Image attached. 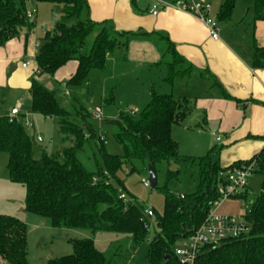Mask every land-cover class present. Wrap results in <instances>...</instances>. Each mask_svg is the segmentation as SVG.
<instances>
[{"label": "trees", "instance_id": "obj_1", "mask_svg": "<svg viewBox=\"0 0 264 264\" xmlns=\"http://www.w3.org/2000/svg\"><path fill=\"white\" fill-rule=\"evenodd\" d=\"M237 1H223L218 22L232 16ZM43 2L58 6L61 17L39 41L29 88L30 104L34 113L56 118L62 142L70 144L63 147L61 154L43 152L36 157L23 122L25 116L21 112L15 117L1 111L0 88V152L9 155L10 179L25 187L27 211L48 218L53 227L128 234L140 244L148 236V219L144 207L128 194L120 172L133 159L147 161L155 171L162 161L180 160L172 128L191 113L194 102L152 87L150 99L139 116L121 111L118 118L109 121L124 154L109 152L106 137L89 122L91 112L84 108L69 111L57 91L47 87L41 77H54L67 62L76 60L77 70L66 85L81 86L93 70L106 69L111 56L121 47L118 35L125 32L116 30L111 21L82 18L88 8L87 0H0V47L23 31H33L36 23L29 17L28 7ZM253 11L255 21L264 20V0H253ZM164 37L172 56L165 81L172 85L177 77L190 75L192 68L183 67L185 61L175 43ZM253 64L264 67V47L255 46ZM216 87L229 96L221 85ZM211 156L209 151L196 158L200 182L195 192L181 195L164 188L163 211L153 208L158 229L150 239L149 264H183L175 253L177 239L189 237L220 196L219 172L226 167L213 163ZM253 159L258 160L257 171L264 175V149ZM179 173V168H168L169 178ZM122 194L126 199L120 197ZM242 197L246 200L248 191ZM246 208L249 232L203 247L194 264H264V180L261 192ZM70 243L71 254L50 259L48 264H113L92 238L71 239ZM0 256L9 264H30L27 226L15 216L0 214Z\"/></svg>", "mask_w": 264, "mask_h": 264}, {"label": "crops", "instance_id": "obj_2", "mask_svg": "<svg viewBox=\"0 0 264 264\" xmlns=\"http://www.w3.org/2000/svg\"><path fill=\"white\" fill-rule=\"evenodd\" d=\"M210 1L212 16L218 20L224 0ZM87 2L88 8L82 18L111 21L116 30L125 32L118 35L121 42L119 53L111 56L106 69L101 70L107 74L104 82L123 69L122 63L131 62L136 69L150 71L156 68L160 80L167 83V64L172 56L167 51L168 41L164 36L175 43L184 58L183 67L192 68L190 75L179 76L172 84L179 82L185 89L177 96L189 97L194 102L191 113L172 128L182 157L196 159L211 151L212 162L227 167L251 160L264 149V67L253 64L255 46L264 47V20H254L253 0H238L232 16L219 22V40L212 39L207 26L191 13L166 8L153 15L150 10L155 0ZM37 5L32 3L28 8L32 10ZM37 18L38 15L33 16L35 23ZM37 42L38 34L23 31L0 47V88L8 85L21 95L18 102L7 107L5 114L17 105L23 116L29 113L23 103L28 105V101L31 102L25 92L29 94L36 69ZM11 63L14 65L9 73L7 67ZM25 63L27 66H23ZM77 67L78 62L71 60L51 78L67 87L66 82ZM217 85H221L229 96L223 95ZM151 88L144 95L147 102ZM65 94L71 95V92L65 91ZM216 136H221L222 140L217 142ZM216 145H219L218 149ZM249 189L250 184L247 191ZM230 201H225L218 212L236 215L228 209L227 202ZM242 213L240 210L237 215ZM3 261L0 256V264Z\"/></svg>", "mask_w": 264, "mask_h": 264}, {"label": "rangeland", "instance_id": "obj_3", "mask_svg": "<svg viewBox=\"0 0 264 264\" xmlns=\"http://www.w3.org/2000/svg\"><path fill=\"white\" fill-rule=\"evenodd\" d=\"M32 10H34V15H38L33 33L39 35L40 41L45 30L55 28L57 22L55 17H61V10L58 6L44 2L38 3ZM118 53L119 49H117L115 55ZM12 65L14 63L7 67L9 73L12 72ZM121 68H123L121 71H116L114 78H109L105 82L103 78L107 75L106 72L93 70L88 81L79 87H63L54 81L51 76L41 77V81L47 87L57 91L63 106L69 111L75 112L80 108H84L90 112L96 107H101L103 119L98 120L91 116L89 122L98 133L106 137L107 150L117 155H123L124 150L122 145L114 138V127L109 122L110 120L118 118L121 111L126 115H133L134 113L139 116L147 103V97L145 99L144 96L145 92L151 86L160 92L173 90L176 96L185 90L178 81L172 86L169 83H164V80H160L161 77H159L156 68L150 71L136 69V65L131 62L122 63ZM43 78H46V80L44 81ZM1 90L3 99L1 111L5 114L7 107L18 102L21 95L18 94L17 89H11L8 85L1 87ZM65 91H70L71 95H66ZM25 94V97L29 100L28 91ZM23 104L29 109V113L24 117L23 122L33 141L35 156L40 157L43 152L49 155L61 154L63 147L68 146L70 143L62 142L57 119L34 113L26 105L27 103L24 102ZM27 121L30 123L29 125H26ZM176 136L178 137L177 134ZM218 146L215 147L218 149ZM8 160V153L0 152V214L12 215L25 222L28 230L30 264H48L50 259L71 254L73 246L69 240L82 238L94 239L97 248L113 264H149L150 239L158 229L155 219L152 220L148 236L140 244H137L133 237L128 234L103 230L53 227L48 218L27 211L25 187L20 183L11 181L7 166ZM149 166L147 161L133 159L131 162H127L120 172V177L128 190V194L138 200L144 209L155 208L160 213L163 211L165 187L181 195L193 193L198 189L200 182L199 167L198 160L194 158L181 157L180 160L170 159L158 163L156 166L157 187H152V185L151 187H145L142 182V179L149 180ZM169 167L179 168V175L169 178ZM263 180L264 175L259 171L253 174L249 183L247 206H250L255 196L261 192ZM120 188L124 190L122 186ZM230 200L232 201L227 202L230 211L236 215L240 210L244 212L245 207L242 205V201ZM100 207L103 208L104 205ZM185 240L184 238L177 239L175 248L182 246Z\"/></svg>", "mask_w": 264, "mask_h": 264}, {"label": "built area", "instance_id": "obj_4", "mask_svg": "<svg viewBox=\"0 0 264 264\" xmlns=\"http://www.w3.org/2000/svg\"><path fill=\"white\" fill-rule=\"evenodd\" d=\"M166 8H174L195 15L207 26L212 39H220L219 22L212 16V3L210 0H173L170 2L155 0L150 12L153 15H158L162 9ZM33 11L34 10L31 11L28 9L30 18L34 16ZM57 19L58 18L55 17V20ZM36 44L38 47L39 42ZM23 66H27V63L23 64ZM90 112L93 118L98 120L103 119L101 107H96ZM10 113L15 117L19 115L20 106L17 105L14 107ZM26 124L29 125L30 123L27 121ZM221 140V136H216V141ZM258 168V160L252 159L220 170L217 184V189L220 194L219 198L213 202L205 220L189 237L184 238L186 240L182 246L175 249V253L179 257L181 263L194 264L203 247L211 244L214 245L222 240L238 237L249 232V223L244 215L247 209L246 200L242 196L247 191L249 181L253 174L257 172ZM142 182L145 187H151V182L149 180L142 179ZM120 197L126 199L124 194ZM230 199H240L242 201L245 210L241 215H228L218 212V208L225 201ZM144 214L148 219V221L145 222V228L149 230L152 226V220L155 219L153 208L145 209ZM1 264L9 263L3 261Z\"/></svg>", "mask_w": 264, "mask_h": 264}, {"label": "water", "instance_id": "obj_5", "mask_svg": "<svg viewBox=\"0 0 264 264\" xmlns=\"http://www.w3.org/2000/svg\"><path fill=\"white\" fill-rule=\"evenodd\" d=\"M149 180L151 182L152 187H156L158 184V178L155 169L153 166H149Z\"/></svg>", "mask_w": 264, "mask_h": 264}]
</instances>
